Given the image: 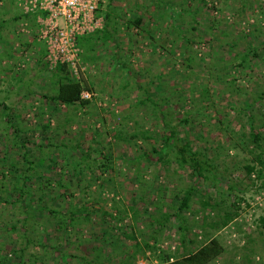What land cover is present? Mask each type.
I'll return each instance as SVG.
<instances>
[{"label": "rangeland", "instance_id": "1", "mask_svg": "<svg viewBox=\"0 0 264 264\" xmlns=\"http://www.w3.org/2000/svg\"><path fill=\"white\" fill-rule=\"evenodd\" d=\"M156 1L112 0L115 5L124 7L118 27V44L98 48V59L91 64L80 61L79 69L87 71L94 81L91 103L60 105V110L51 115L48 112L50 102L43 96L51 92V84L48 78L39 75L46 67V56L40 63L41 48L27 44L32 28L30 22L16 17L23 9L19 0H0V22L3 21L0 25V160L3 169L12 175V182L19 179L25 165L24 151H34L29 160L38 161V156L46 160L35 161L34 170L29 173V185L36 194L34 198L26 196L24 200L29 201L31 208L43 198L64 210L71 203L77 206L89 203L90 210L95 212L90 220L79 226L56 231L53 225L41 224L46 221L45 216L33 210L36 217L31 214L28 226L35 221L41 225L36 231L31 226L30 234L45 243V254L49 256L50 252H55L53 264H65L68 257L69 264H85L81 256L92 258L98 249L102 250L100 259L106 264L124 260L125 250H134V241L125 230L119 238L121 244L108 242L112 233H121L116 226L122 227L123 232L124 227L130 229L133 224L135 230L140 231V241L150 239L155 227L149 225V220L158 213L150 198L155 197L163 211L175 212L184 190L195 183L188 175L189 170L180 168L175 162L170 163L167 171L163 165H151L142 158L135 160L145 151L163 145L161 124H157L160 120L156 122L157 116L153 113L155 105L151 100L145 104L141 102L146 93H150L170 112L167 119L172 124H179L190 111V121L180 124L182 135L188 136L195 145L205 147L208 156L224 171L217 186L201 180L193 196V210L184 212L192 224L190 236L195 238L196 234L198 241H202L211 232L225 247L219 257L207 264H264V179L250 178L242 166L254 157L246 151L247 143L252 140L251 119L254 131L262 135L258 143L264 149V0H172L176 10L185 9L181 15L176 14V18L170 14L161 18V10L154 6ZM110 2L100 0L98 11H104ZM131 14H140L144 23L158 27V40H155L158 46L151 43L145 31L126 27L124 18ZM173 19L176 28L181 30V37L177 31L167 30ZM214 35H218V39L213 38ZM245 35L249 37L247 44L242 43ZM235 45L239 48L255 46L257 53H252L240 66V59L233 58ZM189 56L192 57L190 66L187 65ZM118 61H127L132 67L131 74H127L132 80L129 86L120 75ZM204 88L207 90L203 91ZM9 112L14 114L12 123L22 127L19 142L15 141L12 128L7 125ZM48 123L50 126L44 129ZM146 129L148 139L140 135L131 137L132 133ZM22 139L27 143L25 146L20 145ZM50 141L53 143L48 147L36 145H46ZM61 141L71 145L78 142L79 146L74 148V154L71 151L66 155L67 147L59 145ZM206 141L211 148H206ZM50 150L52 158L47 159ZM83 150L102 161L104 155H108L111 167H104L102 177H110L109 184L103 180L102 184L93 181L89 168L82 174L81 183L76 179L74 184L69 183L75 171L71 167H61V162L67 159L63 157H79ZM15 162L17 172L11 166ZM67 162L71 164L68 159ZM137 167L144 174L140 182L132 178ZM38 170L54 181L52 190L37 187L41 178ZM59 177L69 184L68 189L59 188L56 182ZM230 184L235 185L234 189L228 188ZM58 189L61 195H57ZM141 195L144 199L139 197ZM8 199L14 201V197ZM207 199L216 203L214 216L208 220H219L225 212H230L233 219L229 224L218 230L210 225L204 230L200 228L204 209H208L202 203ZM134 201L138 216L131 219L130 205ZM119 215L124 217L119 219ZM24 216L19 204L0 203V240L4 234H13L12 240H6L2 245L7 250L2 251V255H7L10 263H19L13 252L17 246L12 242L16 230L11 225L18 222L17 227H21ZM178 225V219L174 218L159 233L162 236L157 246L175 249ZM20 241L23 245V238L20 237ZM109 246L112 250H107ZM33 252L43 255L39 246L31 244L26 250V259ZM62 252L67 255H61ZM157 255V251L148 250L146 254H139L134 264H160Z\"/></svg>", "mask_w": 264, "mask_h": 264}, {"label": "trees", "instance_id": "2", "mask_svg": "<svg viewBox=\"0 0 264 264\" xmlns=\"http://www.w3.org/2000/svg\"><path fill=\"white\" fill-rule=\"evenodd\" d=\"M172 0H157L154 4L156 8L161 10V18H165L168 16L167 14H170L174 18H176L177 15H181L182 12L185 9H178L176 10L174 3H172ZM122 4L115 5L112 0L107 5V8L104 9V11H98V15L102 17V26L95 29L94 31L81 35L78 38V45L82 49L81 51V61L91 64L96 59H98V56L96 55V52L98 48H106L107 46H110L111 44H118L117 34L119 33V25L121 24L120 18L121 16V10L124 9L122 7ZM183 7V6H182ZM102 10V9H101ZM131 10V9H130ZM183 10V11H182ZM133 12V10H131ZM19 15H16V17L20 16L24 21L27 23H31L32 31L29 33L31 34V40L27 44L37 45L41 48V55L38 56V61L43 62L44 57L47 55V49L45 43L39 39V29H38V23H37V12L34 13H25L23 10L18 13ZM195 16V15H194ZM126 27L130 30L134 28L137 32H143L145 31L146 34L151 38V43L158 46L157 42L155 40H158L156 37L157 29L158 27L149 26L150 23H144L143 16L140 14H131L128 17L124 18L123 22ZM0 25H3V21L0 22ZM176 20L173 19L171 26L168 27V31L175 30L179 34V37L182 36L181 30L176 28ZM214 26V25H212ZM225 32V31H223ZM184 37V35H183ZM188 38V37H187ZM213 38L218 39V35H214ZM248 35H245L242 39V43L247 44L248 43ZM190 40V38H188ZM190 42V41H187ZM191 43V42H190ZM235 49V52L233 54V58L237 56L239 60V65L243 66L246 63V60L250 58V55L252 53H257V47H244L239 48L236 45L233 47ZM116 50L114 51V54H116ZM116 59V58H115ZM191 59L192 57H187V63L188 66L191 65ZM44 65L46 67L43 71H39V75H42V77H46L49 80V83L51 84L50 93L44 94L43 96L47 98V100L50 102V105L48 108V112L52 115L54 112L60 110L58 106L65 105V106H71V105H87L91 103L90 97H83L82 93L83 91H89L91 93H94V81L90 79V77L87 75V71L79 70V75H75L73 72L72 67L70 64L66 62H60L57 63L55 66H51L49 61H44ZM116 65H118V68L120 69V75L123 76L125 79V83L127 86L131 84L132 80L127 76V74H131V68L127 61H118L116 62ZM50 66V67H49ZM126 71V72H125ZM124 72V75L122 74ZM203 91L207 90V88L202 89ZM147 100H151L152 103L155 105L153 107V113L155 116H157L155 119L160 120L159 123L161 124V132H163V145L161 148L153 147L152 151H145L144 153L138 155L137 159H145L147 160L151 165H163L165 166V169L167 171L169 170V165L172 162H175L178 164L180 168L188 169V175L190 176L191 180H194L195 183H191L183 192L182 197L179 198V206L177 211L175 212H169V211H163V208L158 206V203L156 202L155 197H151L150 200L155 202V207L158 210L157 215L151 216L149 220V225L155 227V232L150 233V239H142L139 240L138 231L135 230L133 224L131 225L130 229L118 227V230H121V233H112L110 240L108 242L112 243L113 245L115 243L121 244L120 237L121 234H124V231L126 230L127 236L134 241V250L128 251L125 250L122 258L124 260L116 263V264H134L135 259L138 257L139 254H146L148 250H154L158 252V258L160 260V264H207L208 262L212 261L213 259L219 257L224 251L225 247L220 241V239L215 236L213 233L209 232L207 235V238L202 241H198V235L195 234V238L189 235V231L192 228L191 223H189V217L184 213L191 209V204L193 203V196L197 190L198 184L201 182V180L205 182H212L213 185L217 186L219 185L218 179H220V175H222L224 172L221 170L220 164H216L212 159L208 156V154L204 149L200 146L195 145L194 141H192L188 136H184L181 133V125L185 124L190 121L191 113L190 111H187V115L185 117H182L180 119L179 124H172L167 117L170 114L168 111L164 108V104L161 103L162 101H157L153 98L150 93H146V96L144 99L141 100L143 104L147 102ZM5 108H8L6 105ZM169 108V106H168ZM43 112V111H42ZM14 114L12 112H9L7 116V125L8 127L12 128V134L15 138L16 142H19L21 140V132L22 127L20 125H15L12 123V116ZM160 117V118H158ZM252 117V116H251ZM250 117V119H251ZM48 125H44V129H47L49 127ZM250 136H252V140L247 143V149L249 153H253L254 157L250 161H246L242 164V166L245 168V174L248 175L250 178L255 176L259 179H264V149H262V146L260 143H258V140H262V135L259 132L254 131V126L252 124V119L250 123ZM163 130V131H162ZM117 135V134H116ZM137 135H140L143 139L149 138V131L146 129L145 131H141L140 133H132L131 137H136ZM18 139V140H17ZM246 141V140H245ZM53 142L50 141L46 145L43 144H36L38 147H44V146H51ZM209 141H206V148H211L208 145ZM27 143L22 139L20 145L25 146ZM19 146V144H17ZM59 145H62L63 147H67L66 155L72 151L74 154L75 147L79 146V143L76 142L75 144H69L65 141H61ZM256 148H259V151H256ZM27 149V148H26ZM34 151H31L29 153L28 149L24 151L23 160L24 161V168L22 167V174L21 177L17 180H14L13 182L10 179V176H12L9 172L5 171L3 169V163H1L0 160V203L7 205L8 202L14 203V205L19 204V207L21 211L25 214L23 219L21 220V227H17L18 222H13L11 227L13 230H16L13 239V243L16 244V249H14L15 255L18 257V262L16 263H10L8 261V256L2 255V251H7L2 246L6 240H9L13 238V234H4V238L1 241L0 240V264H53L52 257H54L55 252H50L49 256L45 254L47 246H45L44 242H41L37 239H35L34 235L30 234L29 228L32 226L34 231L39 229V225H48L55 226V230H63L66 228L76 227L79 226L82 222L90 220L92 217V214L95 213L94 211L90 210L89 203H86L81 206L73 205L71 203L70 207L68 209H60V207L52 206L48 203V201H45L40 196L38 198H41V203L37 204L33 209L31 208L29 201L24 200V197L28 196L30 198L35 197V190L29 185L28 177L30 176V172L34 170L33 165H35L34 159L29 160V155L33 154ZM226 154H229L226 152ZM39 159L36 161L43 162L46 159L43 156H38ZM51 157L52 158V151L50 150L47 152V159ZM67 158L71 161V164L67 162V159L65 161L61 162V167L64 169L66 167H71L73 171H75V176L69 180L70 184H74L75 180L77 183L82 182V174H85L86 168H89L91 170V176L93 181H100V184L103 182H106L109 184L110 177H102V174L104 173V167L110 168V162L111 159L108 157V155H104L105 160H101L97 157L92 156L90 151L83 150L81 151V154L79 157H76L75 155L71 157H63ZM52 160V159H51ZM132 161V159H130ZM50 163V162H49ZM51 164V163H50ZM13 168H15L17 172V162L13 163L11 165ZM52 168H54L53 165H51ZM226 168V167H225ZM108 170V169H107ZM40 172V170H38ZM15 172V173H16ZM37 172V171H35ZM39 181L37 182V187L41 188L42 190L53 189L52 184L54 181H52L50 178L45 177L46 175L41 173L38 174ZM135 181L140 182L144 178V174L141 172L140 168L137 167L135 169L134 175L132 176ZM56 181V180H55ZM59 184V188L61 187L68 189L69 184L61 177L58 178L56 181ZM35 183V182H33ZM46 184L45 187L43 185ZM113 186V185H112ZM234 184H230L228 187L230 190L234 189ZM38 188V189H39ZM60 189H58L57 195H61ZM161 192V190H160ZM6 193V195H5ZM8 197H14V201H9ZM141 199H144L141 196H139ZM137 202V200H136ZM58 204V203H57ZM203 206L208 208L205 210L203 214V219L200 223V228H203V230L210 225L214 230H218L227 224L233 219V215L230 212H225L223 217H221L219 220H211L209 221L208 218H211V216H214L212 214L213 207L216 205V203L210 202V199H207L206 201H203ZM131 212H129V215L132 217L131 219H136L138 216V211L136 209L135 201L130 205ZM33 210L38 211V213L42 216H45V220L41 224H39L38 221H35L33 225H29V218L32 216L35 218L36 216L33 214ZM32 211V212H31ZM197 212V210H196ZM32 214V215H31ZM125 215H128V211L125 210ZM124 216L119 215L118 218L121 219ZM174 218L178 219L179 225L177 226V246L175 249L171 250H165L157 246L158 240L161 238V235L159 236V233L162 232L169 224L172 222ZM262 221L264 224V217H262ZM20 222V221H19ZM159 230H158V229ZM157 229V230H156ZM47 230V229H46ZM20 237L23 238L24 243L23 245L20 243ZM109 237V236H108ZM152 243H151V241ZM31 244L37 245L40 247V250H42L43 255L32 253L28 259H26V250L30 247ZM112 246V245H111ZM109 246L107 250H112V247ZM45 250L43 251V249ZM122 249L124 247H121ZM125 249V248H124ZM56 250H60L59 248H56ZM11 253V252H10ZM102 253L101 249L97 250V253L92 255V258H88L86 255L81 256V259L85 261V264H106L100 259V254ZM48 257H45V255ZM64 254L67 255L65 252H62L61 255ZM68 258H65V264H69Z\"/></svg>", "mask_w": 264, "mask_h": 264}, {"label": "built area", "instance_id": "3", "mask_svg": "<svg viewBox=\"0 0 264 264\" xmlns=\"http://www.w3.org/2000/svg\"><path fill=\"white\" fill-rule=\"evenodd\" d=\"M99 3L100 0H19L25 13H38L39 39L46 45L50 65L66 62L75 75H79L81 61L79 36L102 26ZM91 95L89 91L82 93L83 97Z\"/></svg>", "mask_w": 264, "mask_h": 264}]
</instances>
